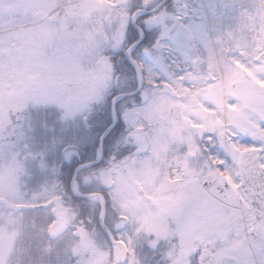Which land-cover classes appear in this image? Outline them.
I'll return each mask as SVG.
<instances>
[{
    "label": "snow or ice",
    "instance_id": "obj_1",
    "mask_svg": "<svg viewBox=\"0 0 264 264\" xmlns=\"http://www.w3.org/2000/svg\"><path fill=\"white\" fill-rule=\"evenodd\" d=\"M0 264H264V0H0Z\"/></svg>",
    "mask_w": 264,
    "mask_h": 264
}]
</instances>
